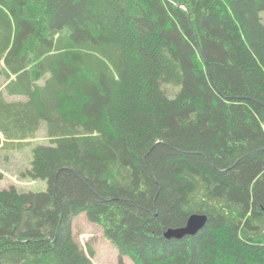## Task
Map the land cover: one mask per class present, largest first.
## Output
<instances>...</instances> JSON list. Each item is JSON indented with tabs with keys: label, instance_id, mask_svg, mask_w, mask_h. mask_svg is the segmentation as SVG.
Instances as JSON below:
<instances>
[{
	"label": "trees",
	"instance_id": "16d2710c",
	"mask_svg": "<svg viewBox=\"0 0 264 264\" xmlns=\"http://www.w3.org/2000/svg\"><path fill=\"white\" fill-rule=\"evenodd\" d=\"M0 264H264V0H0ZM193 236L165 239L189 216Z\"/></svg>",
	"mask_w": 264,
	"mask_h": 264
},
{
	"label": "rangeland",
	"instance_id": "374dc122",
	"mask_svg": "<svg viewBox=\"0 0 264 264\" xmlns=\"http://www.w3.org/2000/svg\"><path fill=\"white\" fill-rule=\"evenodd\" d=\"M29 142L27 146L18 149L0 148V190L14 187L17 191L25 193L46 191L45 181L31 180L25 176V172L30 168L33 149L38 145L48 144L45 131H38L35 138ZM71 231L85 251L88 247L93 250V264H120L116 247L103 235L99 226L88 222L85 214L73 219ZM122 261L128 264L130 259L123 257Z\"/></svg>",
	"mask_w": 264,
	"mask_h": 264
},
{
	"label": "water",
	"instance_id": "95a60500",
	"mask_svg": "<svg viewBox=\"0 0 264 264\" xmlns=\"http://www.w3.org/2000/svg\"><path fill=\"white\" fill-rule=\"evenodd\" d=\"M207 221L205 215L193 214L188 217L186 223L182 227L169 228L164 233L165 239H182L185 236H193L201 230Z\"/></svg>",
	"mask_w": 264,
	"mask_h": 264
}]
</instances>
